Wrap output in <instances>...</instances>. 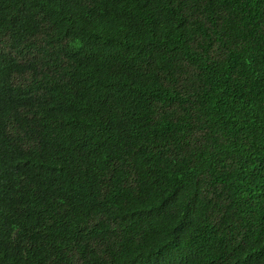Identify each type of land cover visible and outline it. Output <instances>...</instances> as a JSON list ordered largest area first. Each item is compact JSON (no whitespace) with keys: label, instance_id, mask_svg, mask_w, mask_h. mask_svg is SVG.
Masks as SVG:
<instances>
[{"label":"trees","instance_id":"16d2710c","mask_svg":"<svg viewBox=\"0 0 264 264\" xmlns=\"http://www.w3.org/2000/svg\"><path fill=\"white\" fill-rule=\"evenodd\" d=\"M0 264H264V0H0Z\"/></svg>","mask_w":264,"mask_h":264}]
</instances>
